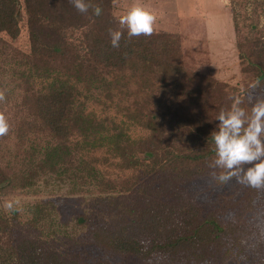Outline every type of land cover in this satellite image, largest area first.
Listing matches in <instances>:
<instances>
[{
  "label": "trees",
  "instance_id": "1",
  "mask_svg": "<svg viewBox=\"0 0 264 264\" xmlns=\"http://www.w3.org/2000/svg\"><path fill=\"white\" fill-rule=\"evenodd\" d=\"M87 2L88 10L81 13L70 0H0V33L16 40L24 17L29 28L31 53L28 60L15 62L22 66L20 105L25 112L17 132L26 136L28 151L38 158L37 169L21 176L0 162V191L32 187L40 174L53 173L69 179L75 189L90 185L98 191L92 212L78 215L77 223L88 226V238L102 248L146 261L187 250L195 258L210 254L224 243L225 228L214 212L202 213L181 183L202 175L213 159L208 135L215 124L206 126V121L222 84L185 68L177 33L152 29L148 36L128 37L121 29L119 47L113 48L107 30L119 25L112 0ZM237 2L231 0L241 37ZM97 6L99 15L93 14ZM247 27L237 44L240 59L255 82L264 85V24L252 21ZM74 32L77 41L71 39ZM4 52L0 50V63L5 58L13 63ZM124 79L147 81L151 99L145 102L154 101L142 123L150 134L133 140L90 109L92 102H111ZM186 102L208 112L188 113L191 123L185 126L177 113ZM130 117L142 121L134 113ZM100 145H107V155L97 156ZM158 174L162 181L156 185L152 176ZM38 220L35 215L33 223ZM10 227L11 220L2 216L0 264H88L81 254H69L47 240H15ZM216 253L215 260L223 252Z\"/></svg>",
  "mask_w": 264,
  "mask_h": 264
},
{
  "label": "rangeland",
  "instance_id": "2",
  "mask_svg": "<svg viewBox=\"0 0 264 264\" xmlns=\"http://www.w3.org/2000/svg\"><path fill=\"white\" fill-rule=\"evenodd\" d=\"M237 1L235 6L244 28L241 37L235 30L231 0H112V13L116 18L133 3L149 9L155 18L153 30L179 35L185 68L222 84L215 103L209 108L211 116L206 126L216 124L217 112L229 106L230 97H239L242 106L247 107L258 96H264V85L258 83L256 87H250L255 82L253 72L242 63L237 46L239 40H244L249 22L264 24V0ZM20 27L16 40L0 33V50L13 58L11 64H7L6 58L0 63V102H4L0 119L7 125V131L0 134V162L18 176L35 171L38 159L37 152L28 151L26 136L17 132L25 112L20 105L24 86L21 87L18 72L22 66L15 62L28 60L31 53L25 17ZM70 36L74 41L79 40L78 32ZM146 82L142 79L126 82L124 79L114 89L111 102L104 105L99 101L92 102L90 109L113 127L125 129L131 140L146 136L150 131L142 123L149 110L154 109V101L145 102L151 99V89ZM177 107L182 108V104ZM184 107L186 109L177 114L185 126L191 123L188 113L196 116L198 111L208 112L205 106L187 102ZM132 113L142 120L141 123L130 117ZM170 126L174 128L172 123ZM95 153L107 155V145H100ZM212 171L207 165L202 175L181 183L199 202L202 213L214 212L225 228L224 243L210 249V254L200 253L201 258L186 253L187 250L172 258L163 255L146 261L102 248L88 238V226L77 223L78 215L92 212L98 191L90 185L75 189L69 179L53 173L40 174L32 187L0 191V218L5 216L11 220L10 231L15 240L26 236L47 240L48 244L69 254H81L80 259L88 264L97 261L107 264H264V187L250 188L235 179L221 185L214 181ZM152 177L156 185L162 181L159 174ZM35 215L39 219L37 224L33 223ZM217 251L223 253L215 260L213 254Z\"/></svg>",
  "mask_w": 264,
  "mask_h": 264
},
{
  "label": "clouds",
  "instance_id": "3",
  "mask_svg": "<svg viewBox=\"0 0 264 264\" xmlns=\"http://www.w3.org/2000/svg\"><path fill=\"white\" fill-rule=\"evenodd\" d=\"M72 6L81 13L89 8L87 0H70ZM100 8L94 7L93 14L99 15ZM152 12L140 3L131 4L119 14V28H108L109 43L119 47L121 29H126L128 37L148 36L154 23ZM258 82L250 85L256 87ZM227 108H221L215 116V128L210 132L213 145V159L209 168L211 176L218 184H226L232 179L250 188L264 187V96H258L247 107L242 106L239 97H230ZM7 131L6 123L0 119V134ZM207 137V138H208ZM11 207V205H9Z\"/></svg>",
  "mask_w": 264,
  "mask_h": 264
}]
</instances>
